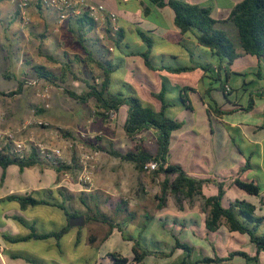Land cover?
I'll return each mask as SVG.
<instances>
[{"label": "crops", "instance_id": "obj_1", "mask_svg": "<svg viewBox=\"0 0 264 264\" xmlns=\"http://www.w3.org/2000/svg\"><path fill=\"white\" fill-rule=\"evenodd\" d=\"M88 1L95 4H102L105 7L106 14L112 13L116 16L118 29L123 30L125 36L124 42L130 45V47L139 49L143 47V44L137 35V29L133 31L131 30V33L135 34L134 38H128L130 26L133 24L139 25L140 28L138 29L140 30L151 32V34L160 35L159 42L162 44L160 49L163 48V46L166 47L165 44H171L180 47L176 43L179 32L173 24V13L169 7H152L147 3L146 0ZM180 1L209 8L211 17L217 21L218 24L230 22L229 17L233 7L242 0ZM146 7L149 8V13L147 15L144 13V9ZM22 13L24 16H21V11L10 0H0V18L7 20L5 24H2L3 29L5 31H9L14 40H17V42L14 44V40L8 39L6 43L1 45L4 48L3 55L7 59H12L13 55H16V49L18 50V48L24 47V44L18 43L16 33L23 34V36L27 34L31 38L37 40L38 44L36 46V54L42 55L46 60L49 61V57L53 58L54 63L58 64L59 66H61L66 58L70 59L73 63L76 60V57H78L79 60L84 59L85 54L76 42L75 32L77 30V25L74 21V18H70L69 20L60 23L57 20L56 13L51 8L43 6L38 0H29L27 8L22 11ZM107 25L108 24L98 26L96 25L95 30L92 33H88L85 37V44L87 48L93 52L95 59H107L112 63H117L118 61L122 60V65L124 67L122 72L125 73L124 75L126 77L123 78L126 79V81H129V78H132L133 64L136 63L141 73V75L138 77V80L145 79L147 85L153 91L159 85L161 89V77H166L172 86H178L180 88L191 87L195 89L194 92H189L188 95L191 108L178 105L170 110V112L174 114V118L182 123V127L172 134L169 161L181 166L180 163L172 162L170 153L178 145L180 139H182L184 136L192 135L193 139L190 144L191 148H189V151L193 150L194 153L190 151V163L187 170H184L183 167H181L191 177L208 180V182L202 187V195L204 197L216 195L218 192L216 183H224L225 194L222 199V206L224 208L229 207L230 203L236 200L245 201L255 207V215L264 216V78L260 77L259 71L256 73V75L252 74L253 78L247 81V74L244 72L237 74L233 73L231 64L229 76H227V79H224L225 83L227 84V93L224 94V92L219 88L211 91V97L216 102L218 108V112L213 113L207 109L206 104H204L200 97L201 93L208 87V80L204 77L202 70L195 69L193 71L182 72L179 74H170L165 71H160V73L156 72L155 74L154 71H150L145 67L143 59L140 56H128L125 53H128L129 51L120 52L115 48H112L111 43L107 38L106 28L109 27ZM153 48L151 55L155 60L158 58L164 60L166 57H168L167 54L154 53ZM54 49L57 52L58 50L62 51L60 57L55 52H53ZM106 49H109L110 52L105 53ZM7 50L13 51V53H10V51ZM67 50H69L70 53H67ZM65 55L67 56L66 58ZM175 56L176 55L174 54L173 56H169L170 59L175 61V63L172 65L178 64L180 62V59ZM244 56L256 58L255 56L244 55L242 53L236 60ZM256 60L257 61L255 64L257 66L259 65L260 67V64H264V59L256 58ZM185 63L190 65V60L187 59ZM161 65L163 64L160 62V66ZM33 66H36V64H32L31 66L32 73H34L32 70ZM41 66L46 67L45 65ZM73 66L82 67L83 74H79L78 69L76 71L78 74L76 75L78 77L87 79L91 76L85 71L84 63L79 65L75 63L72 65V67ZM119 70H122L121 67L117 71ZM72 71L73 73L75 72L74 69ZM116 72L111 75V89L114 92H120V87L125 81H123L122 78L115 77L114 74ZM150 72H152L153 75H151ZM99 75L101 76L100 73ZM231 75H235L234 77H236V87H232L229 84V78ZM159 78L160 83L157 80ZM36 80H38L37 77ZM16 82L17 84L18 82L22 83L20 78L19 80H16ZM239 82H241V84H239ZM199 83H201V87H198ZM250 84H252V86L247 88V85ZM25 86L31 85H28L27 83ZM0 92L3 94L9 93L5 90V88L0 89ZM0 96L8 97L1 94ZM229 96L234 97V100L230 101L228 98ZM1 114L2 113H0V115ZM119 114H122V119L120 121L121 133L125 135L123 125L127 114V107H121L115 116L118 118ZM116 134L119 133L116 132ZM128 140L132 145V141L129 138ZM109 143L115 147L114 139H111V142ZM237 144L240 146L241 152L237 150ZM123 145L124 144L118 143V146L115 147V149L124 152L131 147L129 144L130 146L128 148L123 149ZM154 151L155 149L153 151L150 150L151 153H154ZM194 154V159H202L206 165L195 163L192 164L193 158L191 159V156ZM247 161L249 163H247ZM244 168L245 170H243ZM110 170L112 171L113 169ZM0 174L1 179L3 180L2 183H4L6 180L9 181V184L7 183L8 185H6L4 190L0 191V230L3 233L0 236L2 239L0 240V264H5L4 258H9L11 260L17 259L12 258L14 256H25V254L20 255L16 252H12L9 248V245L14 243H9L4 239L3 235L5 232H8L10 237H22L30 233L29 231L28 234H20L18 228H22L23 226L12 218L21 217L30 225H33L34 228L36 227V221L31 218H26L25 216V213L30 206L22 210L17 202L7 201L6 198L8 196H30L37 200L47 201L50 203V205L38 206H45L62 212V215L60 216L62 224L60 226L54 222L53 230L47 231L43 229L39 231L36 228L35 231L37 233L56 232L68 225V219L66 218L64 211L60 209L59 206H64L68 211L77 213V216H84L83 213L85 207L80 198H85L86 195H90L97 190L102 194L100 201L107 202L106 197L103 195V192H107L105 191L106 189L101 185L100 181L97 179L94 181V189L84 188L74 190L70 188L66 179L62 177V173L58 174L48 161H45L41 165L25 168L23 170H20L16 165L8 166L5 170L0 167ZM160 177L162 178L161 180H163V177ZM237 177H240L244 180L256 181L262 187L261 192L256 196L247 194L232 184V179ZM135 192H138L137 189ZM81 193L83 195H80ZM194 200H199L198 206L193 209H190L188 206H184L183 209L182 205L181 209L175 211V215L173 216L174 220L172 223L182 227L185 230H188L189 233H192L193 235L195 234L194 229L200 232V234H209L204 228L206 213L202 210V198L197 197ZM167 202L166 206L160 211L167 207ZM7 203H13L15 206H8ZM78 210H82V212H79ZM79 228L81 227H70V230L65 234L67 235L71 233L69 242H73V246H77L80 242H76L78 233L79 235L81 234V229ZM114 233L118 234L119 232L116 229H113L108 238ZM210 234L214 240H217V244L215 248L212 247V251H218L220 253L219 257L223 259L219 263L210 264H229L234 258H241L239 256L230 258V255L234 252H243L250 258L255 256L257 257V260H249L247 262L243 259L244 264H264V252L260 251L257 254L256 247L249 241L247 235L230 232L224 222H222L220 228L216 232ZM64 236H62L59 241V247L57 241L54 238H49L47 240L32 239L29 241H49L48 245H46V250L58 251L61 254V252L65 251L66 249L63 243ZM80 239L81 235L79 236V240ZM92 239L94 240V238ZM50 240H54L55 242ZM195 241H197V239H195ZM203 246H205V244H203ZM215 256L216 255L214 254L213 257L208 258H214ZM126 258L131 259L132 254ZM35 259L41 264H45L43 260L38 258ZM54 263L57 264L56 262Z\"/></svg>", "mask_w": 264, "mask_h": 264}, {"label": "rangeland", "instance_id": "obj_2", "mask_svg": "<svg viewBox=\"0 0 264 264\" xmlns=\"http://www.w3.org/2000/svg\"><path fill=\"white\" fill-rule=\"evenodd\" d=\"M3 19L0 18V89L5 88L7 92L14 91L17 87L16 80L20 78L22 91L19 95L12 97L0 96V113H2L0 115V135L6 131L11 133L12 138L9 140L21 143L26 151L34 147L43 155L42 152L52 153L57 150L58 154L54 155L68 165H72L74 159L77 163L76 170L62 173V177L66 179L70 188L74 190L94 189V181L96 179L100 181L101 185L106 189L107 193L103 192V195L106 197L107 202H100L99 198H101L102 194L98 190L94 191L92 193L94 199L89 204L90 208L95 210L94 205L98 204L97 207L100 212L104 213L116 224H119L120 228L122 227L123 236L125 238L130 236L133 239L131 241L123 240L119 233H114L107 240H104L108 226L90 222L81 227V239L77 246H73V242H69L71 233L63 237L66 249L61 254L58 251L46 250V245H48L49 241H28L10 244L9 248L11 251L41 259L45 264H55L54 262L57 264H111L109 255L114 253H118L123 257L131 255V247L134 241L138 240L140 248L151 253V256H147L139 264H181L182 262L184 264H197V260L204 257H213L214 254L219 256L220 253L218 251H212V247L215 248L217 240H214L211 234H200L194 229L195 234L193 235L188 230L172 223L175 211L179 210L172 195L167 196V207L164 210L160 211L157 209L155 196L159 194V184L162 179L160 176L157 179H153L148 172H137L130 163L122 162L105 152L94 151L86 143L88 141L96 142V137H99L101 139L99 144L104 147H108V143L111 142V139H114L115 147L120 143L124 144L123 149L128 148L131 142L127 136L121 133L120 121L122 114H119L118 118L117 116H111L109 119L103 120L95 113L96 109L93 101H89L86 105H80L69 98L63 92V88H68L76 93H80L84 89V85L73 80L72 77H68L66 83L60 84V87L42 81L34 86H25L31 80H36V76L31 72L32 64L45 65L56 75L60 74V66L46 60L42 55L36 54L38 41L27 34L23 36L20 33H16V37L18 38V43L24 44V47L16 49L17 56L13 55L12 59H7L3 55L4 48L1 45L6 43L8 39L14 40V38L9 31L3 29L2 24L7 22V20ZM134 25L137 24L130 26V32H128V38L130 39L135 36V34L131 33V30L140 28L139 25ZM216 28L227 34L233 42L236 52L241 55L242 50L235 26L231 22H226L216 24ZM152 37L154 39L153 52L168 55L164 60L158 58L154 62L158 64L161 62L166 67L191 66L185 63L190 57L188 52L182 47L165 44L166 47L163 46L160 49L162 45L159 42L160 35L152 34ZM16 42L17 40H14L13 43L15 44ZM67 51V53H70L69 50ZM53 52L60 57L62 51L58 50L57 52L54 49ZM10 53H13V51H10ZM173 54L180 59L178 64L172 65L175 61L170 59L169 56H173ZM256 61V58L244 56L232 63V71L236 74L240 72L246 73L247 81L251 80L258 71L260 77L264 78V64H260L259 67V65L255 64ZM123 68L121 64L122 70L117 71L114 76L122 78L125 81L123 84L129 85L134 91V95L145 106L159 109L160 101L154 98L152 93L159 92L160 85L153 91L147 85L145 79L138 80L141 73L136 63L133 64L132 78L126 81L124 79L126 78L125 73L122 72ZM73 69L75 71L74 74H77L76 71L77 69L79 70V67L73 66ZM99 73L101 72L97 69L93 71L94 77L98 81L97 83L100 81ZM150 74L153 75L152 72ZM234 76L231 75L229 78V84L232 87H236L237 84ZM157 80L160 83V78ZM125 85H121L120 89L124 94H127L128 88ZM201 86V83H199L198 87ZM250 86L252 84L247 85V88ZM189 92H187V98ZM166 94L170 99L178 96L176 90ZM228 98L230 101L234 100V97L229 96ZM46 105L47 107H45ZM59 129L68 133V136L60 135ZM116 132L119 134H116ZM140 137L144 140L149 150L153 151L155 149L154 139L151 134L142 133ZM192 139V135L184 136L170 153L172 162L180 163L184 170H187L190 163V151L193 152V150L189 151ZM237 150L241 152L238 144ZM87 156L91 158H86ZM194 156L195 154L191 156V159L193 158L192 164L206 165L202 159H194ZM110 169L113 170L111 171ZM84 171L89 173L90 181L88 184L79 180V176ZM2 181L0 174V191L4 190L6 185L9 184L8 180L4 183ZM136 189L138 192H135ZM120 200L127 202L126 209L116 208ZM198 201H184L182 203L183 209L184 206H188L190 209L196 208ZM7 205L15 206L13 203H7ZM78 211L82 212V210ZM61 215V211L45 206L29 207L25 213L26 218L36 221L35 230L37 228L39 231L43 229L47 231L53 230L54 222L60 226L62 224ZM18 229L20 234L29 233L27 228L19 227ZM139 233L141 235H138ZM1 234L3 233L0 230V236ZM4 235L10 236L8 232H5ZM173 237L191 246L192 252L189 257H186V254L181 250H177L172 256H168L174 245ZM0 240L2 239L0 238ZM50 241L55 242L54 240ZM4 263L28 264L20 258L11 260L4 258ZM37 263L40 264V262ZM229 264H244V260L234 258Z\"/></svg>", "mask_w": 264, "mask_h": 264}, {"label": "trees", "instance_id": "obj_3", "mask_svg": "<svg viewBox=\"0 0 264 264\" xmlns=\"http://www.w3.org/2000/svg\"><path fill=\"white\" fill-rule=\"evenodd\" d=\"M147 3L156 8L169 7L173 13V24L177 28L179 34L177 36V44L189 54V67L183 66H160L154 62L151 51L154 45V39L151 32L137 29V35L140 38L143 47L141 49L130 47L124 42V32L118 29L114 35L110 34V27L106 28L107 38L111 43L112 48L117 51H129L128 56H140L143 59L144 65L150 71L158 72L165 71L170 74H179L195 69H200L204 73V77L208 80V87L201 93L200 97L207 109L211 112H218L217 104L211 97V91L221 89L226 94V86L224 79L229 76V69L234 60L240 54L235 50L233 42L227 34L216 28L217 21L210 15V9L196 4H190L180 0H146ZM145 15L149 13V8L144 9ZM77 25L75 32L76 42L83 50L85 57L79 60L76 57L74 63L66 58L60 66V74L56 75L46 67L36 65L32 70L38 80H42L48 84L63 85L66 83L67 77L71 76L74 80L79 81L84 85V89L80 93L63 88V92L72 100L80 105H86L89 101L94 102L96 109L95 113L103 120L110 118L111 114L119 112L123 106L127 107V114L123 125L125 135L132 141L131 147L127 151H120L109 143V147L105 148L99 143L101 139L96 137V142H86L94 151L106 152L110 156L117 158L123 162L131 163L137 172L151 173L152 178L159 176L163 177L159 184V194L155 196L157 201V209L161 210L166 206L167 196L172 195L175 199L178 209H181L184 201H191L197 197L202 198V210L206 213L204 228L207 233L216 232L222 222L226 225L230 232L247 235L249 241L256 247L257 254L264 252V216L255 215V207L245 201L236 200L230 203L229 207L222 206V199L225 194L224 183H216L218 192L211 197L202 195V187L208 180L197 179L189 176L180 165L169 161V152L172 141V134L182 127V123L174 118V114L170 112L173 107L181 105L186 108H191L187 92H194L191 87L180 88L172 86L166 77H161V89L159 92H153L152 96L160 101V108L155 109L152 106H145L142 101L134 95V91L129 85L128 93L114 92L111 89V75L120 69L122 60L117 63H112L110 60L102 58L95 59L93 52L90 51L85 44V37L88 33H92L96 28V23L88 17L86 13L78 17H73ZM229 21L235 26L238 33V39L242 53L244 55L255 56L258 59H264V0H242L235 5L231 11ZM109 26V23L108 25ZM106 49L105 53H109ZM50 61L54 59L49 57ZM84 63V68L91 76L89 78H80L72 71L73 64ZM97 69L101 73L100 81H96L93 77V71ZM79 74L82 73V67H79ZM22 83L18 82L15 91H11L5 95L12 97L21 92ZM176 90L178 96L174 99L167 97V92ZM251 106V104H250ZM62 136H68V133L58 131ZM151 134L154 139L155 151L151 153L141 139L140 134ZM234 141V139H233ZM45 161L51 163L55 171L65 173L76 170L77 163L73 159L72 165H68L53 155L41 154L36 148H31L29 153L20 157L11 144H6L0 148V167L5 170L8 166L16 165L20 170L30 168L36 165H41ZM149 163H156V169L148 171L145 166ZM247 163H249L247 161ZM245 170V168L243 169ZM242 170V171H243ZM232 184L243 190L249 195H258L262 187L254 180H244L240 177L232 179ZM80 195H83L82 193ZM89 199V201H87ZM93 195H86L85 198H80L84 204L85 225L93 222L105 224L108 230L104 235V240L108 238L113 229H116L122 239L128 241L133 240L130 236L124 237L123 231L113 220L109 219L104 213L98 210V204H95V210L89 206L93 201ZM7 201H15L19 204L22 210L27 207L38 205H50L49 202L37 200L30 196L10 195L6 198ZM100 200V198H99ZM101 202V201H100ZM105 202V201H104ZM127 202L120 200L116 208H125ZM64 211L67 219L77 216V213L68 211L64 206H59ZM95 211V212H94ZM13 220L18 222L23 227L27 228L30 233L22 237H10L3 235L4 239L9 243L27 242L29 240H47L54 238L59 247V241L69 230V225L56 232L37 233L33 225H30L21 217H13ZM81 229V228H79ZM138 235H141L139 233ZM79 233L77 235V243L79 242ZM174 238V245L171 248L168 256H172L176 250L183 251L186 257H189L192 252L191 246L180 242ZM132 258L128 259L118 253L109 255L111 264H139L147 256H151L148 250L141 249L139 241L135 240L132 247ZM239 256L247 261L257 260V257L250 258L243 252H234L230 258ZM20 258L28 264H39L38 261L28 255L12 257ZM223 259L219 256L214 258L204 257L197 261V264L219 263ZM41 264V263H40ZM181 264H184L182 262Z\"/></svg>", "mask_w": 264, "mask_h": 264}, {"label": "built area", "instance_id": "obj_4", "mask_svg": "<svg viewBox=\"0 0 264 264\" xmlns=\"http://www.w3.org/2000/svg\"><path fill=\"white\" fill-rule=\"evenodd\" d=\"M12 3L16 5V7L21 11V16H24L22 11H24L28 4L29 0H10ZM43 6L51 8L57 16L58 22L62 23L64 21L69 20L73 17H78L83 13H86L89 18H91L96 25L108 24L110 27V34L114 35V33L118 30L117 19L116 16L112 13H105V7L102 4L91 3L88 0H38ZM40 83L39 80H33L28 83V85L34 86ZM47 107V105L45 106ZM111 116H115L111 114ZM41 126H44L42 123H39ZM12 138V134L9 132H4L0 135V148L4 147L6 144H11L15 152L22 157L29 153L26 151L25 147L21 145V143L17 141L9 140ZM43 154H47L42 152ZM50 155L58 154V151H53L49 153ZM55 154V155H54ZM57 158V157H56ZM86 158H91L87 156ZM145 169L148 171H153L156 169V163H149L145 166ZM79 180L82 183H89L90 177L89 173L82 172L79 176Z\"/></svg>", "mask_w": 264, "mask_h": 264}, {"label": "water", "instance_id": "obj_5", "mask_svg": "<svg viewBox=\"0 0 264 264\" xmlns=\"http://www.w3.org/2000/svg\"><path fill=\"white\" fill-rule=\"evenodd\" d=\"M84 224H85V218L84 216L81 215L68 219L69 227H83Z\"/></svg>", "mask_w": 264, "mask_h": 264}]
</instances>
